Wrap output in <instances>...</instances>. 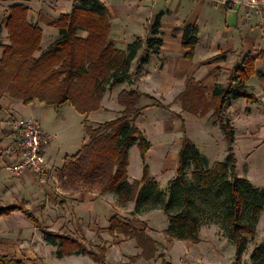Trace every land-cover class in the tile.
Listing matches in <instances>:
<instances>
[{
	"label": "trees",
	"instance_id": "1",
	"mask_svg": "<svg viewBox=\"0 0 264 264\" xmlns=\"http://www.w3.org/2000/svg\"><path fill=\"white\" fill-rule=\"evenodd\" d=\"M29 11L30 7L25 4L12 5L4 21L9 43L0 41L3 49L0 57V101L9 94L25 104L39 101L59 110L71 104L88 117L92 111L102 108L108 90L134 79L131 66L145 41L137 38L127 49L117 47L111 41V15L102 0H76L70 12L62 13L52 23L59 31V37L45 48L42 47L43 29L30 21ZM160 18H156L154 37L147 40L148 48L139 59L138 69L149 61L150 53L158 52L162 44ZM2 26L0 24V37ZM197 43L196 29L187 25L183 40L184 47L189 49L187 58L193 57ZM255 60L248 55L244 66L235 68L229 85L218 84L212 102L206 97V88L194 79L179 95L184 111L201 117L213 112L217 117L228 143L226 162L208 166L207 157L187 137L183 122L185 136L179 154V168L177 176L170 182L169 196L166 195L158 180L149 173L146 156L150 144L144 130L137 124L142 114L141 100L150 95L124 89L118 95L119 104L123 107L121 115L97 123V127H93L86 118V133L91 140L77 153L66 157L60 171L63 182L74 189L115 192L119 204L134 201L137 211L161 207L169 219L167 233L180 240L199 243L204 219L216 222L237 246L234 264H243L248 236L256 237L258 223L264 213V186H255L247 177L237 173L236 130L227 113V104L238 98L257 101L247 85L251 76L257 73ZM158 104L170 108L160 101ZM135 144L141 151L144 173L141 180L131 182L128 168L130 149ZM192 165L195 168L191 178H187L185 174ZM16 210L23 212L43 230L46 242L56 247L58 258L83 254L101 264H109L106 244L89 246L78 235L46 228L24 202L0 206V217ZM109 231L112 235L117 232L136 240L141 252L132 256V261L145 259L174 264L160 252L161 244L152 235L128 220L121 221L118 215H114L110 219ZM251 259L252 264H264V244L253 250ZM0 264L28 263L0 253Z\"/></svg>",
	"mask_w": 264,
	"mask_h": 264
},
{
	"label": "crops",
	"instance_id": "2",
	"mask_svg": "<svg viewBox=\"0 0 264 264\" xmlns=\"http://www.w3.org/2000/svg\"><path fill=\"white\" fill-rule=\"evenodd\" d=\"M18 1L10 4L7 12L0 13L3 16L0 19V24L3 27L4 21L9 15L10 6L15 4L30 5V3L23 0ZM68 1L71 0H66L65 3L64 0L38 1L40 3L37 7L29 6V19L43 29L45 23L52 24L62 13L72 10L75 0L71 1L70 5L72 6L64 7L63 5H69ZM102 1L106 4L111 15V41L117 47L127 49L128 45L137 38H142L145 41L143 48L132 63L131 73H134L136 68L139 67V59L147 51V40L154 37L152 29L154 20L158 16L161 17L159 30L162 44L157 53H150L147 63L140 65V70L143 71L140 78L133 79L128 84L123 82L108 90L103 98L102 108L92 111L88 117L79 113L73 106L69 107L68 105L70 104L59 110L53 105H47L39 101L25 104L22 100L15 99L9 94H5L0 101V206L24 202L39 220L40 217L48 218L51 215L50 212H54L55 216L59 213L70 219V229L73 232L67 229L59 230L58 232L65 233L64 231H70L73 234L77 233L75 229H78L79 233H86V231L90 232L95 229L102 243L100 245L106 242L110 244L113 238L109 231L110 211L124 215V210L122 211L115 204L118 198L116 193L112 191L101 192L99 189L70 188L64 185L63 179L60 177V171L65 164L66 157L77 153L84 144L89 142V136L85 128L86 118L93 123H104L110 120L108 117L111 111H114L117 116L121 114L123 107L119 104L118 95L122 90L133 87L135 89L139 88L143 93L153 97V99L146 101L149 107L160 106L155 100L158 99L164 105L170 106L171 111L169 110V112H171L172 116L183 117L184 112H189L183 110L179 95L185 91L191 80H196L206 88V97L208 101L212 102L216 86L218 84L229 85L235 75V68L243 67L244 60L248 55L255 57L257 73L251 76L247 81V85L249 92L257 97V101H249L245 98L231 99L227 104V113L230 112L228 115L236 130L235 153L239 139L238 122H244L242 124H244L243 128L245 130L241 137L249 139L247 140L249 154L253 155L258 148L264 145V38L260 33L257 15L246 17L243 6L224 5L214 0ZM2 8V5H0V9ZM3 10L5 9L3 8ZM34 15L36 18H33ZM187 25L196 29V36L198 37V43L195 46L192 58L186 57L189 49L183 45L185 27ZM6 33L8 36L7 30ZM55 37L56 34L53 35L51 42L56 39ZM3 43H9V38L8 41ZM2 53L3 49L0 48V57ZM107 99L110 103L114 100L115 102L118 101L119 106L115 105V102L113 106L106 105L105 100ZM145 99L146 95L142 100L145 102ZM175 105L178 108H174ZM63 113H69L70 117L80 121L82 125L78 136L70 138L63 149L60 147L54 148L55 140L61 135L60 129L56 124H60L58 121L61 120L60 116H63L61 115ZM197 117L200 118L199 120H207V125L210 126V130L207 128L206 131L209 139L213 140L217 132V136L222 138L224 141L223 145L227 146L228 150L225 133L213 112L205 117ZM18 118H36L41 122L45 133L49 137L45 155L56 176H58L55 179L51 178L47 181H42L30 169L22 174H16L10 170V166L16 161V156L11 150L16 140V132L11 121ZM255 133L258 136L255 137ZM183 142L180 140V147H182ZM207 143L211 144V142ZM214 143L216 145V142ZM196 144L198 145V143ZM147 155L150 157L151 153H147ZM207 159L211 163H215V160L208 157ZM177 161H179V157ZM178 168L179 163L177 168H175L176 171ZM128 174L129 179L133 182L141 180V178L133 177L130 170H128ZM158 182L163 185L160 180ZM59 195L62 196L59 197ZM57 197L59 199L57 208L52 209L50 206L52 198ZM131 203H133L131 204L133 208L136 203L134 201ZM39 205H41V208H37ZM132 208H130V212ZM155 211L148 210L143 213L146 216L145 219L141 215L138 216L147 222L149 227H152L153 216L151 215ZM3 222L12 225L11 227L13 228L16 222H20L22 228L17 230L14 228L12 233H21L26 236H32L36 228L35 224L23 212L18 210L10 215L1 216L0 223ZM72 225L76 228H73ZM167 228L168 226H166L165 230ZM201 232H203V229ZM118 235L122 234L118 233ZM42 236L44 237L43 233ZM84 241L86 242V240ZM193 244L199 245L201 243H192V248ZM53 247L56 251V247ZM0 253L9 255L1 251ZM82 255L73 254L59 259L68 260ZM20 259L28 264H34L30 256L22 255ZM193 259L200 261V254L198 256L193 254Z\"/></svg>",
	"mask_w": 264,
	"mask_h": 264
},
{
	"label": "rangeland",
	"instance_id": "3",
	"mask_svg": "<svg viewBox=\"0 0 264 264\" xmlns=\"http://www.w3.org/2000/svg\"><path fill=\"white\" fill-rule=\"evenodd\" d=\"M0 1V5H2V7L5 9H0V13L7 12V8L10 4L19 2L18 0ZM23 1L30 3L29 6L37 7V5L40 3L38 1L41 0ZM43 1L45 0H42V2ZM65 1L66 0H64V3ZM71 1H68L69 5L63 6H72L70 5ZM2 17V14H0V19H2ZM33 18H36V16L34 15ZM155 21L156 19L154 20L153 25ZM43 31V47H47L50 44L54 34H56L55 38L59 37V31L52 24L45 23ZM8 38L9 37L7 36L6 30L2 26L0 41L6 42L8 41ZM142 72V70L136 68V71L134 72V79L140 78ZM129 82L130 80H126L124 81V84H128ZM131 89L135 88L133 87ZM135 90L142 92L139 88H136ZM148 99L151 100L153 99V97L151 95L146 96L145 102L141 100L140 107L142 109V115L138 118L137 124L142 128V130H144L147 140L150 144L147 153H151V156H146V164L149 168V173L151 177H156L161 181L163 185H160V188L164 191V193H167L166 195L169 194L170 182L177 176V171L175 168H177V165L179 163V161H177V158L179 157V152L182 148L179 146V142L180 140L181 142L184 141V124L187 132V137L195 144L198 143V145H196L199 147V150L204 157L206 156L208 158H211L215 160L214 162H226L228 160L227 146L223 145L224 141L222 140V138H219L217 136L216 131V136L214 137V139H209V135L206 133V131L210 126L207 125L206 119L199 120L200 118H198L197 116L185 112L183 113V117H178V115L172 116L171 112H169V110L171 111L170 108L166 109L165 107L160 106H154L152 108L149 107L146 104V101H148ZM155 100L156 102H158V99ZM114 102L115 100L111 101V103L108 102V99L105 100V103L108 106H113ZM115 105H118V101L115 102ZM68 106L72 107L71 104ZM174 108L178 107L175 105ZM61 115L63 116H60L61 120L58 121L60 122V124H56L60 129L61 135L55 140L53 147H60L63 149L65 143L67 144L70 138L78 136L82 124H80V121H77L74 118L70 117L69 113H63ZM116 116V113L114 111H111L108 118L112 120L116 118ZM89 123L93 125V127H97L98 125L97 123H93L90 121ZM242 123L244 122H238L239 139L236 146L237 173L239 176L247 177L255 186L262 187L264 186V145L258 148L253 155L249 154V144L247 143V140L249 139L241 137L245 130V128H243L244 124ZM256 136L258 135L255 133V137ZM88 140L90 142L91 139L88 138ZM207 142H211V144ZM214 142H216V145ZM208 164V166H212L214 163H211L208 160ZM194 168L195 165H192L187 170L185 174L187 178H191V174ZM128 170H130V173L133 177L139 179L143 177L144 164L142 162L141 151L138 144L133 145L130 149V165ZM64 185L67 186L66 183H64ZM196 191L198 192V190ZM61 196L62 195H59V197ZM57 199L58 197L52 198V203L50 205L52 209H54L55 207L57 208L59 202V199ZM115 204H117L122 211L124 210V215L110 211L111 218L114 215H118L121 221L128 220L133 226L137 227L138 229H145L161 244L160 252H163L166 256V259L172 261V263L174 264L234 263V260L236 258L237 246L227 237L224 228L216 222L213 223L209 222L208 219H204L203 226L201 227V230L203 229V232H201L200 234L201 241L199 242L201 244H193L194 246L192 248L191 244L194 243L193 241L180 240L170 236L167 233V230H165V228L166 226H168L169 219L163 208L158 207L153 209L156 210L154 214L151 215L153 216V226L149 227L147 222L139 218V216L141 215V217L145 219L146 216L143 213L147 211H137L136 205H134V207L132 208L131 204L133 203L131 202L127 203L126 205L119 204L118 198L115 201ZM37 208H41V205H39V207ZM130 208H132L131 212ZM35 210L37 211V209ZM50 213L51 215L48 218L40 217V221H42V224L46 228L54 231L67 229L73 232V230L70 229L71 221L69 218L64 217L59 213L56 216L54 215V212ZM11 226L12 225L5 222L0 223V251L8 253L12 257L21 258L22 255L30 256L31 261L34 264H100L98 262H95L91 257L83 255L68 260H60L55 255V248L51 244L47 243L46 240H44V237L42 236L43 231L39 227L35 228V232L32 236H26L25 234L21 233H12L14 228L15 230L22 228V224L20 222H16L14 228ZM72 226L73 228H76L74 225ZM75 230L77 231V233L73 234H76L80 238L86 240V243L90 244L89 246L95 247L98 244H102L99 238V234L96 233L95 229L90 232L86 231V233H79L78 229ZM70 231L64 232L71 234ZM105 244L108 247L107 260L109 264H160L159 260L146 261L145 259H140L132 261V256L139 254L141 250L137 246V242L135 239L123 234H113L111 243L107 244L106 242ZM263 244L264 213H262V216L259 220L258 233L256 237L252 238L248 236L247 249L242 257L243 264H252L251 255L253 250L257 246H261ZM193 254L196 256L200 254L201 260L197 261L193 259Z\"/></svg>",
	"mask_w": 264,
	"mask_h": 264
},
{
	"label": "built area",
	"instance_id": "4",
	"mask_svg": "<svg viewBox=\"0 0 264 264\" xmlns=\"http://www.w3.org/2000/svg\"><path fill=\"white\" fill-rule=\"evenodd\" d=\"M221 4H233L245 8V16L257 15L259 29L264 38V0H214ZM16 132V140L11 150L16 156V161L10 166V170L16 174L32 170L38 179L47 181L57 176L53 167L47 160L45 149L49 137L45 133L41 122L36 118H18L11 121Z\"/></svg>",
	"mask_w": 264,
	"mask_h": 264
}]
</instances>
